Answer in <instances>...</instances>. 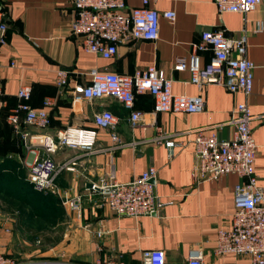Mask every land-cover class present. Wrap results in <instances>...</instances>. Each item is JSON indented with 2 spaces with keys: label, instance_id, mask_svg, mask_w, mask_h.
I'll return each instance as SVG.
<instances>
[{
  "label": "crops",
  "instance_id": "1",
  "mask_svg": "<svg viewBox=\"0 0 264 264\" xmlns=\"http://www.w3.org/2000/svg\"><path fill=\"white\" fill-rule=\"evenodd\" d=\"M141 6L140 0H126L127 10ZM148 8L160 14L173 12L175 17L171 21L160 18L156 41L120 45L116 55L106 60L85 52L80 38L71 34V0H0L8 28L6 42L0 44V252L17 263L95 264L120 256L126 264H142V252L159 250L165 254V264H186L193 251L203 253L204 264H250L244 256L214 255L217 231L230 224L234 211V188L244 180L235 175L193 180V131L205 129L220 139L230 138L234 112L246 103L251 114L260 117L252 122L251 130L258 147L257 183L264 188V3L247 16L219 14L211 0H151ZM258 25L263 28L257 30ZM219 30L229 38H240L246 32V57L256 66L247 97L216 84L198 89L190 83L187 68L174 69L178 60L187 64L191 45L200 41L202 32ZM212 58L210 50L199 53L200 66H208ZM149 66L172 80L174 95L201 96L204 110L198 114L155 113L150 95H136L133 109L142 113V119L132 127L130 112L115 100L88 102L73 94L74 84H89L93 69L131 76ZM60 69L72 76L63 88L55 85ZM23 85L32 88L33 108H40L45 98L51 106L46 129L22 125V133L55 136L66 127L97 132L94 152L60 147L53 155L60 168L55 183L61 192L55 210L51 204L37 209L28 196L30 188L24 185L28 165L43 157V151L34 146L30 153L22 135L7 123ZM102 110L117 117L114 130L94 126L93 117ZM112 134L120 145L111 140ZM159 135L169 136L174 147L157 143ZM150 166L156 168V202L162 205L151 216L117 217L102 205L101 194L90 188L108 176L119 183L130 182ZM77 197V208L62 204L64 198ZM40 219V224L46 223L39 226Z\"/></svg>",
  "mask_w": 264,
  "mask_h": 264
},
{
  "label": "built area",
  "instance_id": "2",
  "mask_svg": "<svg viewBox=\"0 0 264 264\" xmlns=\"http://www.w3.org/2000/svg\"><path fill=\"white\" fill-rule=\"evenodd\" d=\"M139 8L126 9V0H71L74 16L70 21L71 34L79 37L83 50L103 59H111L118 47L136 41H156L159 38V21L163 17L173 20V12L162 14L148 5L151 0H140ZM219 14L236 13L247 16L255 11L264 0H211ZM258 25L257 30H261ZM7 24L0 12V44L6 42ZM210 50L212 62L205 67L199 64V53ZM246 32L240 38L226 37L223 31H204L200 41L191 45L187 64L178 60L175 70L185 68L190 73V83L201 89L207 84L224 87L231 93L240 92L249 96L253 88L255 64L246 57ZM11 66H14L12 62ZM90 82L85 86L74 84L73 94L82 96L88 102L111 98L130 112V124L138 126L142 113L135 111L136 95L148 94L154 102L155 113L198 114L204 110L201 96L174 95L172 80L155 66L136 71L133 75H119L110 71L93 69L89 72ZM72 81L71 72L58 70L55 85L67 86ZM31 86L23 85L17 92L18 103L7 116V123L16 134H21L30 153L37 146L43 157L34 158L28 165L27 181L37 193L59 195L55 178L59 166L53 155L60 147L77 149L86 154L96 150L97 132L94 129L66 127L55 136L48 134L31 135L21 132L22 125L44 130L49 125L48 107L51 100L45 98L40 108H32L28 101ZM1 93V89H0ZM232 120L233 132L230 138L220 139L215 132L205 129L194 130L195 165L191 177L197 182L217 180L235 175L244 183L234 188V211L230 224L217 231L214 255L244 256L250 264H264V188L257 183L255 161L257 145L252 137L251 124L260 118L253 116L246 103L237 106ZM94 126L114 130L118 119L108 110H102L93 117ZM220 127V126H216ZM169 136L159 135L155 141L164 143L168 149L174 147ZM35 141V143L32 142ZM111 140L120 145L115 134ZM172 156V153H170ZM67 164L64 168H67ZM156 168L148 167L142 174L127 183H119L113 176L100 178L91 184L92 191L101 194L102 205L117 217L139 218L151 216L162 205L157 204L155 195ZM153 181V182H152ZM80 197L74 200L64 198L63 205L77 208ZM100 234H98V237ZM142 264H165V254L159 250L144 251ZM0 264H19L0 252ZM95 264H126L120 256H109ZM186 264H204L203 253L193 251Z\"/></svg>",
  "mask_w": 264,
  "mask_h": 264
},
{
  "label": "trees",
  "instance_id": "3",
  "mask_svg": "<svg viewBox=\"0 0 264 264\" xmlns=\"http://www.w3.org/2000/svg\"><path fill=\"white\" fill-rule=\"evenodd\" d=\"M3 21L5 22V19L3 18ZM6 23V22H5ZM31 90H32V88H31ZM32 92L33 91H31V96H32ZM30 100H31V97H30ZM30 100L28 101V104L32 107V105L30 104ZM43 101V100H42ZM42 101L40 102L41 104H42ZM40 104V105H41ZM33 108V107H32ZM21 170L22 169H20V171H19V173H21ZM21 182H23V181H21ZM26 184H24L25 186H27V187H29L30 188V191H29V198H32L33 200H34V205H35V207L37 208V209H39V210H42V208H44V205H45V208H47L46 206H47V204L46 203H48V204H51L52 206H55L56 205V201L54 200V199H52V198H49V196L48 197H46L45 195H43L42 193H37V192H35L33 189H32V187H31V185L29 184V182L27 181V178H26Z\"/></svg>",
  "mask_w": 264,
  "mask_h": 264
},
{
  "label": "rangeland",
  "instance_id": "4",
  "mask_svg": "<svg viewBox=\"0 0 264 264\" xmlns=\"http://www.w3.org/2000/svg\"><path fill=\"white\" fill-rule=\"evenodd\" d=\"M55 185L57 186V189L59 190V192H60V189H59V186L55 183ZM43 195H45L46 197H48L49 195V198H52V199H54L56 202H59L60 201V199H61V192H60V194L59 195H56V196H54V195H51V194H43ZM46 204H48V203H46ZM44 208H45V205H44ZM55 210L56 209V206H52L51 205V210ZM40 221H41V219L38 221V225L40 226V225H44L46 222H42L41 224H40ZM13 261H15V260H13ZM16 262V261H15Z\"/></svg>",
  "mask_w": 264,
  "mask_h": 264
},
{
  "label": "water",
  "instance_id": "5",
  "mask_svg": "<svg viewBox=\"0 0 264 264\" xmlns=\"http://www.w3.org/2000/svg\"><path fill=\"white\" fill-rule=\"evenodd\" d=\"M153 182V181H152Z\"/></svg>",
  "mask_w": 264,
  "mask_h": 264
}]
</instances>
